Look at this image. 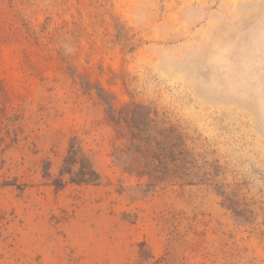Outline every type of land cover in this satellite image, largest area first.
<instances>
[{
	"label": "rangeland",
	"instance_id": "1",
	"mask_svg": "<svg viewBox=\"0 0 264 264\" xmlns=\"http://www.w3.org/2000/svg\"><path fill=\"white\" fill-rule=\"evenodd\" d=\"M124 104L216 183L123 173ZM74 138L101 181L56 189ZM0 264H264V0H0Z\"/></svg>",
	"mask_w": 264,
	"mask_h": 264
},
{
	"label": "trees",
	"instance_id": "2",
	"mask_svg": "<svg viewBox=\"0 0 264 264\" xmlns=\"http://www.w3.org/2000/svg\"><path fill=\"white\" fill-rule=\"evenodd\" d=\"M108 121L115 141L121 143L112 154L115 164L129 176L146 179V191L168 186L212 185L222 174L216 160L209 161L206 152H197L186 133L151 107L124 104L109 112ZM100 181L90 156L72 139L52 185L61 189L67 183L96 186Z\"/></svg>",
	"mask_w": 264,
	"mask_h": 264
}]
</instances>
